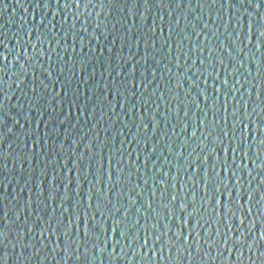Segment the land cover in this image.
Listing matches in <instances>:
<instances>
[{
    "label": "water",
    "instance_id": "95a60500",
    "mask_svg": "<svg viewBox=\"0 0 264 264\" xmlns=\"http://www.w3.org/2000/svg\"><path fill=\"white\" fill-rule=\"evenodd\" d=\"M0 264H264V0H0Z\"/></svg>",
    "mask_w": 264,
    "mask_h": 264
}]
</instances>
